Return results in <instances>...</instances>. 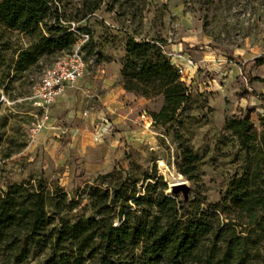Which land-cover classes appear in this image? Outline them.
<instances>
[{"label": "rangeland", "instance_id": "rangeland-1", "mask_svg": "<svg viewBox=\"0 0 264 264\" xmlns=\"http://www.w3.org/2000/svg\"><path fill=\"white\" fill-rule=\"evenodd\" d=\"M82 1L54 0V4L65 23L87 27L84 32L92 34L97 45L84 51L86 72L76 93L62 106L59 100L51 106L46 127L35 137L29 135V127L43 115L34 104L36 90L44 70L65 52L43 58L13 80L10 62L25 40L14 37L13 48L4 52L0 187L43 178L52 189L59 186L70 200L80 201L60 215L71 218L93 213L86 184L108 187L120 174L131 172L142 189L156 165L170 193L171 185L185 183L190 196L199 192L219 201L239 165V143L225 129L226 121L250 109L260 127L259 115L264 114V99L259 97L264 96V81L249 83L243 74L245 66L252 77L264 78V64L254 62L264 59V0H105L93 16L79 21ZM109 5L114 9L108 10ZM127 32L137 38H164L173 44L166 47L168 53H187L194 59L195 66L185 71L183 80L193 88L196 100L182 123L155 126L145 112L158 100L137 108L133 97L121 92L117 65L111 61L123 55ZM189 150L203 157L198 180L188 179L176 167L180 153ZM113 172L116 176L99 178ZM178 195L185 198L182 190ZM47 253L35 247L24 264L43 262Z\"/></svg>", "mask_w": 264, "mask_h": 264}, {"label": "trees", "instance_id": "trees-1", "mask_svg": "<svg viewBox=\"0 0 264 264\" xmlns=\"http://www.w3.org/2000/svg\"><path fill=\"white\" fill-rule=\"evenodd\" d=\"M104 3L83 0L79 21L89 19ZM62 18L54 0H0V65L6 61L4 52L13 48L14 37L26 43L13 52L10 80L45 57L73 50L87 27ZM92 44L97 45L91 34L83 51ZM168 44L161 37L137 38L127 32L117 60L127 92L163 96L161 109L150 111L155 126L163 127L182 123L196 100L169 55ZM254 62L262 65L264 59ZM243 74L249 83L264 81L252 77L245 66ZM251 112L226 121L225 129L239 143V165L217 202L199 192L188 199L170 193L156 165L142 189L131 172L120 174L108 187L86 184L93 213L71 218L60 215L80 201L70 200L59 186L52 189L43 178L0 187V264H24L35 247L48 252L37 264H264V114L257 127ZM202 161L200 153L189 150L175 163L181 174L198 180ZM110 176L116 173L99 178Z\"/></svg>", "mask_w": 264, "mask_h": 264}, {"label": "built area", "instance_id": "built-area-1", "mask_svg": "<svg viewBox=\"0 0 264 264\" xmlns=\"http://www.w3.org/2000/svg\"><path fill=\"white\" fill-rule=\"evenodd\" d=\"M90 39L87 32L79 33L73 50L65 53L58 61L47 67L41 77L35 94L34 104L43 111L41 120L29 127V135L35 137L48 123L50 119V108L67 91L77 90L86 72V61L83 45ZM174 64L179 68L182 77L185 71L195 66L194 59L185 53H169Z\"/></svg>", "mask_w": 264, "mask_h": 264}, {"label": "crops", "instance_id": "crops-1", "mask_svg": "<svg viewBox=\"0 0 264 264\" xmlns=\"http://www.w3.org/2000/svg\"><path fill=\"white\" fill-rule=\"evenodd\" d=\"M170 45H173V44H170ZM170 45H167L166 47L170 48L171 47ZM185 54H187V53H185ZM111 62H113L115 65H117V71H118L117 72V77H119L120 78V81H121V76H120L121 67H122L121 64L117 60H115V59L113 61H111ZM120 87H121V92L128 94L129 97H131V96L133 97L134 104L137 106V108H140L141 106H145L147 104L154 105L153 102H154L155 99H157L158 100L157 106H153L150 111H158V110L161 109V107H162V105L164 103V98H163L162 95H159L157 97H145V96L137 95L134 92H127L124 89V87H123V85L121 83H120ZM74 93H76V90H73V91L69 90V91H67L62 97H60V99H59V105L62 106L64 100L68 99ZM106 99H111V98L110 97H106L105 100ZM150 111L149 112L146 111L145 113L147 115H149V118L151 120H153V118H152V116L150 114Z\"/></svg>", "mask_w": 264, "mask_h": 264}, {"label": "water", "instance_id": "water-1", "mask_svg": "<svg viewBox=\"0 0 264 264\" xmlns=\"http://www.w3.org/2000/svg\"><path fill=\"white\" fill-rule=\"evenodd\" d=\"M181 190L184 192L185 199H188V197H189V187L185 183L171 185V191L174 194H178Z\"/></svg>", "mask_w": 264, "mask_h": 264}, {"label": "bare ground", "instance_id": "bare-ground-1", "mask_svg": "<svg viewBox=\"0 0 264 264\" xmlns=\"http://www.w3.org/2000/svg\"><path fill=\"white\" fill-rule=\"evenodd\" d=\"M160 167L163 169V171H165L166 169H167V166H166V164H165V162L164 161H160ZM181 178L179 177V180H180Z\"/></svg>", "mask_w": 264, "mask_h": 264}]
</instances>
